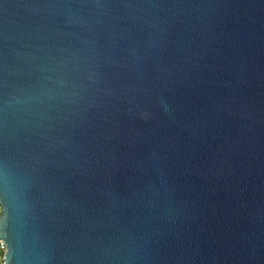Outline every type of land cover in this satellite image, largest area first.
I'll return each mask as SVG.
<instances>
[{"label":"water","instance_id":"95a60500","mask_svg":"<svg viewBox=\"0 0 264 264\" xmlns=\"http://www.w3.org/2000/svg\"><path fill=\"white\" fill-rule=\"evenodd\" d=\"M4 264H264V0H0Z\"/></svg>","mask_w":264,"mask_h":264},{"label":"built area","instance_id":"2783aa9c","mask_svg":"<svg viewBox=\"0 0 264 264\" xmlns=\"http://www.w3.org/2000/svg\"><path fill=\"white\" fill-rule=\"evenodd\" d=\"M5 253H6V244L4 243L3 240L0 239V264H4Z\"/></svg>","mask_w":264,"mask_h":264}]
</instances>
